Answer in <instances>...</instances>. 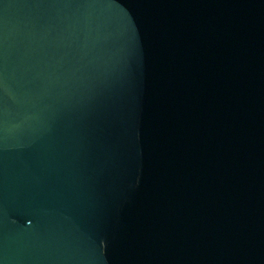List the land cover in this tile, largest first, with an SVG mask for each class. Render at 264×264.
Wrapping results in <instances>:
<instances>
[{"label":"water","instance_id":"95a60500","mask_svg":"<svg viewBox=\"0 0 264 264\" xmlns=\"http://www.w3.org/2000/svg\"><path fill=\"white\" fill-rule=\"evenodd\" d=\"M0 264H264V0H0Z\"/></svg>","mask_w":264,"mask_h":264}]
</instances>
